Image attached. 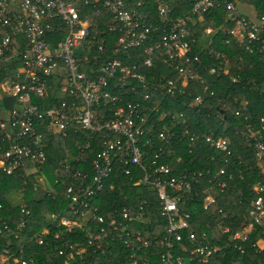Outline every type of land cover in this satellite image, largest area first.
Wrapping results in <instances>:
<instances>
[{"label": "built area", "instance_id": "obj_1", "mask_svg": "<svg viewBox=\"0 0 264 264\" xmlns=\"http://www.w3.org/2000/svg\"><path fill=\"white\" fill-rule=\"evenodd\" d=\"M251 1L191 0L189 14L172 19L167 0H0V58H14L20 64L12 77L0 83V99L13 98L19 105L0 122V172L17 174L22 185L31 183L33 191L44 192L52 201L57 198L54 186L64 181L61 196L67 206L65 215H50L56 221L53 238L63 242L69 235L75 240L65 239L61 247H55L61 264H246L227 258L230 254L244 256L249 234L264 226V183L251 189L254 200L244 228L229 235V227L223 226L221 235H227L226 239L211 243L207 232L195 230L194 217L200 211L215 213L212 209L219 195L235 188L233 175L221 168L177 177L167 164L156 163L158 155L149 160L146 156L153 144L147 123L154 115L159 121L166 118L185 124V114L165 109V99L177 102L190 85L202 86L204 95L213 96L198 73L201 61L192 55V28L203 15L223 9L225 23L232 24L225 34L248 54L257 53L264 59V18L243 15L238 8ZM204 33L208 39L204 50L212 54L215 32L208 28ZM108 35L116 36L112 46L105 39ZM137 51L145 69L161 59L176 78L166 80L164 74L159 79L147 77L133 61L132 53ZM216 58L220 67L210 68L207 75L227 76L228 61L218 54ZM230 82L238 83V79L232 77ZM54 83L58 92L53 97L56 103L51 104L44 100L50 98ZM203 94L193 97L191 103L201 106ZM232 111L235 117L247 120L245 106ZM260 124V129L247 125L239 134L252 146L257 164L263 166L264 119ZM164 132L165 126L158 133L166 141ZM79 133L86 138L76 146L74 157L56 164L53 186L42 171L49 143ZM201 137L209 148L231 155L227 137ZM162 149L159 147L161 153ZM205 183L201 197L194 189ZM137 186L154 193L155 202L143 200L125 206L110 218L99 213L95 202L101 193L124 187L131 191ZM23 193L17 194V206L28 218ZM217 214L227 218L222 208ZM25 226L22 219L12 231L0 219V235L19 239ZM49 233L44 228L41 235ZM35 242L44 244L40 235ZM253 247L264 254L263 239ZM8 260V249H4L0 264Z\"/></svg>", "mask_w": 264, "mask_h": 264}, {"label": "trees", "instance_id": "obj_2", "mask_svg": "<svg viewBox=\"0 0 264 264\" xmlns=\"http://www.w3.org/2000/svg\"><path fill=\"white\" fill-rule=\"evenodd\" d=\"M167 1L170 3L169 18H183L189 14L191 0ZM244 6L246 10L252 11L256 18H264V0H252L244 3ZM202 17V21L192 28L195 38L192 55H196L201 61L198 73L208 82L209 90L213 92V96H209L208 93L204 95L202 86L190 85V89L177 102L165 99V109L183 112L186 121L184 125H180L166 118L159 121L157 115H154L147 123V127L149 126L151 130L149 137L153 144L152 150L147 151L146 159L149 160L155 154L158 155L155 159L156 163L167 164L171 168L172 174L177 177L197 170H210L212 173L221 168H226L227 172L233 175L235 188L219 195L217 205L212 209L215 213L209 215L200 211L199 215L194 217L195 230L198 233L207 232L211 237V243L217 244L218 239L225 240L227 237V235H221V227L228 226L229 235H231L242 230L248 223V211L254 200L251 189L258 182L264 183V165L257 164L252 146L239 134L245 130L247 125L260 129V120L264 119V59L257 53L248 54L234 39L225 34V31L232 28V24L225 23L226 14L223 9L216 8L211 14H205ZM194 19L197 20V17ZM208 28L215 32L212 36L211 50L214 52L212 54L208 50H204L208 39L204 37L205 41H202L204 31ZM115 38V35L105 37L111 46ZM228 39L230 40L229 44L226 43ZM216 54L224 56L228 61L229 74L227 76L210 77L207 75L210 68L220 67V60L216 58ZM132 55H134L133 61L147 77L153 75L159 79L164 74L166 80L176 78L173 71L169 70L161 59L155 60L151 69H145L141 53L137 51ZM19 67L18 60L14 58L9 61L0 58V83L4 79L12 77ZM232 77L237 78L238 83H231ZM57 92L58 85L54 83L50 98H46L44 101L55 104L56 101L53 100V97L57 95ZM199 94H203L204 103L201 106H195L191 103V99ZM242 106L247 108L245 116L247 120L244 117L233 115L232 110ZM18 108L19 105L15 99L2 96L0 99V122L5 121L7 115ZM163 126H165L166 141L160 139L158 133ZM261 132L264 137V131ZM209 134H212L214 138L227 137L230 140L231 155L226 156L209 148L201 137ZM85 138L86 135L79 133L78 136L69 140L53 138L49 143L46 150L47 161L42 171L53 186L55 182L53 171L56 164L74 157L76 146ZM159 147L163 148L162 153L159 151ZM210 177L209 175L207 178ZM64 185V181L59 180L58 184L54 186L57 198L52 201L46 199L44 192L33 191L31 183L22 185L17 174L7 176L0 172V219L5 220L12 231H15L17 224L22 219L26 221L25 228L18 234L19 239H14L11 235H0V255L4 249H8L9 260L6 264H21L23 260H26L28 264H61L62 258L55 251V247H61L65 239L75 240L69 235L65 239L63 238V242L53 238L56 221H53L50 215H65L64 210L67 202L61 196ZM205 186L206 183L202 185V188H195L194 191L203 197ZM20 191L24 192L26 206L30 211L28 218L21 214L18 204L14 205L10 202V198ZM125 197L127 198L125 199ZM143 200L155 202L154 193L144 186H137L131 191L124 187L119 190L115 189V191H104L98 196L95 205L102 216L110 218L121 208ZM220 208L227 214L226 219L217 214ZM151 216L156 218L154 213ZM44 228L50 230L48 235H41ZM77 233L79 235V232ZM39 235L44 242L42 245L35 242V238ZM260 239L264 240V226L255 228L249 234L245 243L246 254L244 256L230 254L227 261L234 262L241 259L246 264H262L264 254H258L253 247ZM73 264L89 263L74 261Z\"/></svg>", "mask_w": 264, "mask_h": 264}, {"label": "crops", "instance_id": "obj_3", "mask_svg": "<svg viewBox=\"0 0 264 264\" xmlns=\"http://www.w3.org/2000/svg\"><path fill=\"white\" fill-rule=\"evenodd\" d=\"M243 9H245V11H246V7L245 6H241ZM248 11H250V10H248ZM243 15H246V16H250V17H255L254 16V13L252 12V11H250L249 13H247V14H243ZM19 201H20V197L18 196V195H14V196H12L11 198H10V202H12V204H14V205H17V204H19Z\"/></svg>", "mask_w": 264, "mask_h": 264}, {"label": "rangeland", "instance_id": "obj_4", "mask_svg": "<svg viewBox=\"0 0 264 264\" xmlns=\"http://www.w3.org/2000/svg\"><path fill=\"white\" fill-rule=\"evenodd\" d=\"M241 5L244 6V3H241V4L239 5V7H238L240 13H242V14H247V13L250 12V11H248V10L245 11V9H243V8L241 7ZM204 35H205V34H204ZM204 35H203V37H202V41H205V39H204ZM77 51L79 52V50H77ZM0 95H1V93H0ZM20 192H21V191H20ZM20 192H19V193H20ZM185 264H188L187 261L185 262Z\"/></svg>", "mask_w": 264, "mask_h": 264}]
</instances>
